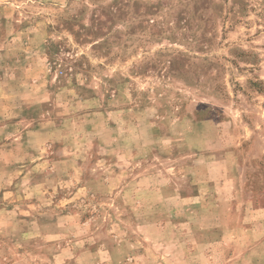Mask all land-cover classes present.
Instances as JSON below:
<instances>
[{"label":"rangeland","instance_id":"1","mask_svg":"<svg viewBox=\"0 0 264 264\" xmlns=\"http://www.w3.org/2000/svg\"><path fill=\"white\" fill-rule=\"evenodd\" d=\"M0 264H264V0H0Z\"/></svg>","mask_w":264,"mask_h":264}]
</instances>
